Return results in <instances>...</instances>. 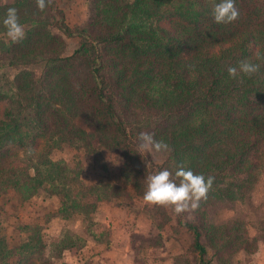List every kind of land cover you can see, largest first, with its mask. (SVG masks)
I'll return each mask as SVG.
<instances>
[{"label": "trees", "instance_id": "16d2710c", "mask_svg": "<svg viewBox=\"0 0 264 264\" xmlns=\"http://www.w3.org/2000/svg\"><path fill=\"white\" fill-rule=\"evenodd\" d=\"M216 2L92 0L95 12L75 26L58 0H46L42 12L36 0H2L0 196L12 189L29 198L41 189L57 198L59 219L86 220L101 203L142 199L149 175L167 169L174 178L182 164L214 177L198 209L176 216L142 204L138 211L159 234L168 228L189 236L179 264H228L240 250L254 254L242 223L214 226L206 210L223 190H250L264 166V0H236L239 18L219 25L211 15ZM9 8L17 9L25 31L15 44L4 34ZM243 60L260 64V71L240 83L227 69ZM33 64H41L36 76L25 69L6 73ZM141 132L171 152L140 156ZM59 147L118 154L123 183L103 176L82 184L77 170L50 160ZM44 249L36 233L13 248L0 239V264H50Z\"/></svg>", "mask_w": 264, "mask_h": 264}, {"label": "rangeland", "instance_id": "374dc122", "mask_svg": "<svg viewBox=\"0 0 264 264\" xmlns=\"http://www.w3.org/2000/svg\"><path fill=\"white\" fill-rule=\"evenodd\" d=\"M58 1L69 25L78 26L95 12L92 0ZM74 43L71 42L69 48ZM23 69L31 71L36 76L40 72L41 64L16 65L6 69V73L12 77ZM49 157L51 161H61L68 168L77 170L79 181L84 185L98 182L103 176L117 184L123 183L120 176L122 171L120 156L112 151L101 150L96 156H87L67 147H59L52 150ZM223 194L222 199L212 201V205L211 202L208 203L209 208L206 210L208 220L217 227L242 223L243 237L253 240L257 250L264 245V166L261 167L260 176L250 190L241 193L227 189L223 190ZM142 204L144 203L141 198L133 201L120 199L119 206L109 202L102 203L101 215L94 214L86 220L80 215H72L62 220L56 216L58 209L56 197L46 195L39 189L33 196L24 198L16 190L8 189L0 196V239L7 247L13 248L26 241L28 235L36 233L45 244L42 259L49 258L50 264H95L93 258L95 248L91 243L86 244V241H110L111 237H114V241H120L119 238L115 239L118 235L113 233L115 229L109 224L110 216L113 217L111 210L114 209L117 212L114 216L116 218L126 214L125 220L118 225L122 226L125 232L123 241H127V238L128 241H136L138 246L134 247V252H138L139 259L143 257L140 253L154 257L164 255L170 258L169 264H179L177 256L190 241L189 236L184 233L172 234L168 228L159 234L150 222L149 230L139 233L143 225L135 216L146 217L138 212ZM57 218L61 221L60 225L51 223V220ZM63 244L66 247L64 250ZM179 246L180 249L184 247L178 253ZM254 257V254L248 255L240 250L231 257L228 264H264L263 257L252 262Z\"/></svg>", "mask_w": 264, "mask_h": 264}, {"label": "clouds", "instance_id": "9594fccd", "mask_svg": "<svg viewBox=\"0 0 264 264\" xmlns=\"http://www.w3.org/2000/svg\"><path fill=\"white\" fill-rule=\"evenodd\" d=\"M36 6L39 11H44L47 6L46 0H36ZM213 22L216 24H231L239 18V10L236 7V0H219L213 4L211 9ZM5 35L11 43H19L25 38V31L19 21L16 8H9L3 19ZM257 59L262 57L257 54ZM260 71V64L253 63L250 60H243L238 67H229L227 69L230 78L241 77L239 82L243 83V77L251 78ZM137 152L148 155L149 153H167L171 152L170 146L154 139V136L147 132H141L138 135ZM32 154L29 149L28 155ZM151 162L145 161L148 167ZM214 177L205 178L202 174H194L193 171L186 169L184 165H179L173 174L167 170H159L155 174L149 175L146 179V190L143 193V203L148 206L161 207L180 216L186 212H194L198 209L200 202L207 199Z\"/></svg>", "mask_w": 264, "mask_h": 264}, {"label": "crops", "instance_id": "0c3cea01", "mask_svg": "<svg viewBox=\"0 0 264 264\" xmlns=\"http://www.w3.org/2000/svg\"><path fill=\"white\" fill-rule=\"evenodd\" d=\"M101 204L97 207V214L101 215L102 209ZM113 213V217L110 216L111 220L109 221L110 227L112 229H115L113 233L117 234L118 236L115 237V239H120V241H114V237H111L110 241H86V244L91 243L92 246L95 248V251H93L95 264H169L170 258H167L164 255H161V257H154L152 255H146V253H143V255L140 253V256H143L141 259L138 258V252H134L135 246L137 243L134 241H128L129 238H127V241H123L125 239V232L123 231V227L121 228L118 223L122 220H125L126 214L119 215V218H116L114 216L117 215L116 210H111ZM96 215V213H95ZM136 220L143 225L141 227L142 229L139 230V233H143L144 231L149 230V221L146 219V217L137 215L135 216ZM58 219V218H57ZM51 220V223L55 225H60L61 221L58 219ZM108 226V225H107ZM113 240V241H112ZM164 243V241H161ZM184 247V246H183ZM181 247V249L183 248ZM134 249V250H133ZM180 246L177 247V252L181 250ZM177 253V254H178ZM176 254V253H175ZM254 258L252 259V262H256L261 257H263L264 261V245H261V247H258L256 252L254 253ZM92 258V259H93Z\"/></svg>", "mask_w": 264, "mask_h": 264}]
</instances>
